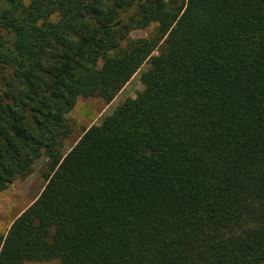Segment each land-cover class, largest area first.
Segmentation results:
<instances>
[{
  "label": "trees",
  "instance_id": "obj_1",
  "mask_svg": "<svg viewBox=\"0 0 264 264\" xmlns=\"http://www.w3.org/2000/svg\"><path fill=\"white\" fill-rule=\"evenodd\" d=\"M43 157L0 264H264V0H0V193Z\"/></svg>",
  "mask_w": 264,
  "mask_h": 264
},
{
  "label": "rangeland",
  "instance_id": "obj_2",
  "mask_svg": "<svg viewBox=\"0 0 264 264\" xmlns=\"http://www.w3.org/2000/svg\"><path fill=\"white\" fill-rule=\"evenodd\" d=\"M25 1L30 3L31 0ZM156 35L157 26L153 25L149 29L133 32L130 35V41L149 40L156 37ZM126 44L123 47H126ZM158 54L159 51L155 53V55ZM148 68L149 66L145 65L111 104H107L104 100L98 98L79 99L75 109L67 116L72 134L63 143V155L72 150L86 130L101 125L104 119L111 116L116 109L128 100L135 99L139 93L144 91L145 87L141 77ZM48 173V159L43 157L35 164L33 173L28 178L14 182L7 190L0 193V234H6L14 220L38 200L47 184L44 174ZM59 263L58 260H53L48 262H26L25 264Z\"/></svg>",
  "mask_w": 264,
  "mask_h": 264
}]
</instances>
